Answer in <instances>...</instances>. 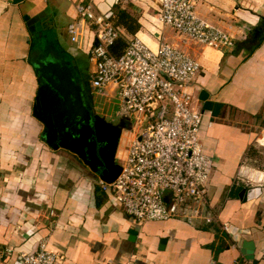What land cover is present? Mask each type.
<instances>
[{"label": "crops", "instance_id": "crops-1", "mask_svg": "<svg viewBox=\"0 0 264 264\" xmlns=\"http://www.w3.org/2000/svg\"><path fill=\"white\" fill-rule=\"evenodd\" d=\"M159 2L0 0V264H21L19 253L34 250L41 238L60 256L54 264H240L239 244L222 223L251 240L253 258L264 262V27L254 31L264 18V0L197 3L200 18L233 38L222 49L181 42L158 22ZM81 3L107 15L121 43L137 36L155 50L160 36L198 62L192 91L201 114L198 142L211 159L204 209L210 222L136 223L75 155L40 141L27 56L50 44L87 74L91 30L83 26L75 43L65 31ZM200 90L211 102L206 109L197 99Z\"/></svg>", "mask_w": 264, "mask_h": 264}, {"label": "built area", "instance_id": "built-area-1", "mask_svg": "<svg viewBox=\"0 0 264 264\" xmlns=\"http://www.w3.org/2000/svg\"><path fill=\"white\" fill-rule=\"evenodd\" d=\"M199 1L160 0L157 20L181 42L213 49L231 46L230 34L196 14ZM75 12L76 19L65 29L68 41L77 42L83 26L94 36L86 52L91 93L114 95L119 101L115 114L127 117V131L132 133L117 162L118 175L108 183L98 179L100 189L109 192L136 223L175 217L210 222L204 209L211 159L198 142L201 114L192 91L198 62L160 36L155 50L133 36L114 55L110 47L118 31L107 15H95L88 3L77 4ZM220 227L228 233L227 224ZM46 246L41 238L34 250L20 252L21 264H54L60 256ZM240 264L253 263L245 259Z\"/></svg>", "mask_w": 264, "mask_h": 264}, {"label": "water", "instance_id": "water-1", "mask_svg": "<svg viewBox=\"0 0 264 264\" xmlns=\"http://www.w3.org/2000/svg\"><path fill=\"white\" fill-rule=\"evenodd\" d=\"M9 1L15 4L21 0ZM260 26L264 27V18L254 31H260ZM27 60L36 81L31 115L42 126L40 141L52 150L70 152L95 177L111 182L120 171L115 153L122 130H130L127 117L115 114L116 122L113 123L97 114L83 100L84 92L76 69L52 45L31 49ZM207 97L205 91H199L197 99L203 103V109L211 105ZM228 232L238 242L244 259L255 264L253 242L241 239L240 230L236 228L229 227ZM130 233L134 234V230H130Z\"/></svg>", "mask_w": 264, "mask_h": 264}, {"label": "rangeland", "instance_id": "rangeland-1", "mask_svg": "<svg viewBox=\"0 0 264 264\" xmlns=\"http://www.w3.org/2000/svg\"><path fill=\"white\" fill-rule=\"evenodd\" d=\"M92 95L94 99L95 112L99 115L104 116L108 121H112L113 123H115V112L119 108L118 99L111 94L106 97L98 96L96 94ZM131 135L132 133L128 132L127 130H122L116 148V162H118L123 157L124 149L126 148Z\"/></svg>", "mask_w": 264, "mask_h": 264}, {"label": "flooded vegetation", "instance_id": "flooded-vegetation-1", "mask_svg": "<svg viewBox=\"0 0 264 264\" xmlns=\"http://www.w3.org/2000/svg\"><path fill=\"white\" fill-rule=\"evenodd\" d=\"M77 74H78V77L80 80L82 90L84 92L83 100L86 101V103L88 105L92 106L95 110L94 99H93V95H92L91 90H90L89 85H88L87 74L85 72H83L82 68H80V70L77 71Z\"/></svg>", "mask_w": 264, "mask_h": 264}, {"label": "trees", "instance_id": "trees-1", "mask_svg": "<svg viewBox=\"0 0 264 264\" xmlns=\"http://www.w3.org/2000/svg\"><path fill=\"white\" fill-rule=\"evenodd\" d=\"M117 13H118V15L117 16H120V18L121 17H128L123 11H121V10H117ZM118 41V42H117ZM125 45V43H121V41H119V40H115L114 41V44H112L111 45V47H110V52H112V53H117V54H120V50H122V48H123V46ZM119 52V53H118ZM116 54V55H117Z\"/></svg>", "mask_w": 264, "mask_h": 264}, {"label": "bare ground", "instance_id": "bare-ground-1", "mask_svg": "<svg viewBox=\"0 0 264 264\" xmlns=\"http://www.w3.org/2000/svg\"><path fill=\"white\" fill-rule=\"evenodd\" d=\"M244 172H245V171L243 170V171H242V174H244ZM248 175H249V174H248ZM249 177H250V176H249ZM260 180H261V179H260Z\"/></svg>", "mask_w": 264, "mask_h": 264}]
</instances>
